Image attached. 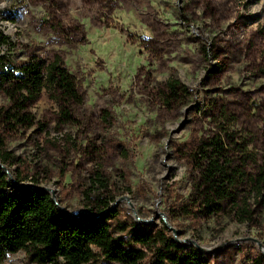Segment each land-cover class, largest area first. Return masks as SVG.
<instances>
[{"label": "rangeland", "instance_id": "obj_1", "mask_svg": "<svg viewBox=\"0 0 264 264\" xmlns=\"http://www.w3.org/2000/svg\"><path fill=\"white\" fill-rule=\"evenodd\" d=\"M0 29L18 65L59 55L84 95L70 105L72 123L60 122L58 94L46 90L20 122L7 117L12 102L0 91L11 191L45 189L80 216L110 210L114 226H167L210 264L264 260V183L210 217L190 200L193 153L216 133L246 172L264 168V0H0ZM170 79L188 91L171 96ZM89 197L115 201L99 211ZM0 264L38 263L19 251Z\"/></svg>", "mask_w": 264, "mask_h": 264}, {"label": "trees", "instance_id": "obj_2", "mask_svg": "<svg viewBox=\"0 0 264 264\" xmlns=\"http://www.w3.org/2000/svg\"><path fill=\"white\" fill-rule=\"evenodd\" d=\"M2 46H8L2 48ZM15 44L0 29V91L6 92L12 106L8 118L30 122V114L20 116L29 103L46 90L58 94L60 122L72 123L70 105H82L84 95L76 77L67 69L61 56L52 61L31 57L18 65L12 51ZM19 69L20 74H15ZM171 96L187 90L177 79L166 82ZM197 178L190 195L191 204L203 216L225 211L228 205H239L241 189L264 183V168L248 173L230 155L227 143L216 133L201 141L193 153ZM9 154L0 160V261L8 253L24 251L38 264H89L98 258L121 264H210L205 250L186 244L170 234L167 226L151 230L144 223L118 222L116 213L82 216L65 212L47 190L25 186L11 191V181L4 165ZM98 179H100L98 177ZM19 183L24 178H17ZM15 187V186H14ZM93 203L91 197H89ZM114 197L93 203L99 211L111 206ZM246 211V210H245ZM259 264H264V260Z\"/></svg>", "mask_w": 264, "mask_h": 264}]
</instances>
